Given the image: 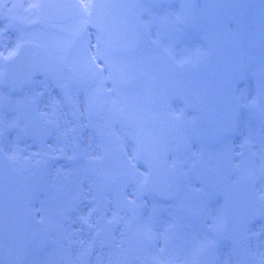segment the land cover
<instances>
[{
	"label": "flooded vegetation",
	"instance_id": "obj_1",
	"mask_svg": "<svg viewBox=\"0 0 264 264\" xmlns=\"http://www.w3.org/2000/svg\"><path fill=\"white\" fill-rule=\"evenodd\" d=\"M80 2L85 5L87 0ZM152 10L156 8L146 13L157 16ZM84 16L81 7L66 29L34 25L31 34H26L40 43H52L57 48L69 43L75 49L72 68L67 64L70 50L61 59L63 66L58 64V58L55 61L51 74L55 90L61 87L68 93L87 83L85 90L93 91L89 59L84 54L88 37L86 31H81ZM195 21L201 33L197 47L206 48L216 36L239 54L244 71L238 90L241 109L235 126L220 136L213 134L199 113L181 116L188 117L194 132L183 150L174 148L171 152L169 164L177 177L164 190L151 186L146 168L138 158L132 161L119 144L108 150L112 145L109 136L99 137L97 142L93 131L86 133L79 106L74 102L66 100L78 117L77 135L68 119L67 133L63 130L59 102L54 97L51 113L56 135L45 140L25 138L22 130L26 121L34 117L48 121L39 110L46 82L35 78L18 93V84L4 87L0 81V147L7 162L29 173L34 163L47 155L55 157L47 167L46 181L50 183L40 185L30 204L39 224L42 213H55L54 229H50V242L41 248L39 232L44 228H32L36 236L31 248L37 257L31 256L24 264H36L35 259L39 264H80L85 257L88 264H264V214L247 220L241 209L246 202L241 199L244 194L234 190V199L228 203L217 190L225 186L216 184L221 179H210L203 171L213 170L218 156L227 152L235 166L229 184L247 179L252 182L253 197L264 201V123L259 114L264 100V0H197ZM6 35L0 27V76L4 68L2 55L19 42ZM113 58L117 73L112 72L110 80L99 74L96 82L113 86V104L122 103L125 84L136 82L149 95L147 109L152 110V92L157 89L178 96L181 106L188 107L184 94L192 77V65L179 66L173 61L175 65L166 66L167 71L161 75L151 72L142 76L124 72L123 56ZM96 102L94 96L91 102L86 97L80 106L91 110ZM130 110H138L135 99ZM101 112L108 119V113ZM118 113V108L113 110L112 118ZM227 205L233 207L231 214H227ZM226 223L229 228L225 235L233 238L241 235L245 223L246 241L234 245V239L225 240L222 233ZM110 235L111 243L106 244Z\"/></svg>",
	"mask_w": 264,
	"mask_h": 264
},
{
	"label": "water",
	"instance_id": "obj_2",
	"mask_svg": "<svg viewBox=\"0 0 264 264\" xmlns=\"http://www.w3.org/2000/svg\"><path fill=\"white\" fill-rule=\"evenodd\" d=\"M6 0H3L5 2ZM41 11L39 19L43 23L65 21L71 16L74 8L71 0H40ZM140 0H93L92 11L89 17V25L100 31L108 40L109 48L113 53L131 52L137 48L142 38V29L139 21ZM152 3H166L173 0H150ZM182 6L191 7L193 0H178ZM66 8V10H65ZM190 12V11H189ZM214 54L210 64L202 71V79H208L214 88L203 95V107L201 108L208 116L213 127L221 129L224 123L234 122L236 117L235 103V78H229L227 72L234 71L231 53L222 50L220 45L213 49ZM26 54V52L24 53ZM235 57V56H234ZM237 69V68H236ZM237 80V79H236ZM233 81V82H232ZM200 83V80H199ZM232 83V85H231ZM210 91L212 93H210ZM226 104L229 107L226 108ZM233 104L234 109L231 107ZM163 134V131H162ZM152 144L147 151L159 150L161 145ZM25 224L0 223V242L11 240L15 237H22L24 241Z\"/></svg>",
	"mask_w": 264,
	"mask_h": 264
},
{
	"label": "rangeland",
	"instance_id": "obj_3",
	"mask_svg": "<svg viewBox=\"0 0 264 264\" xmlns=\"http://www.w3.org/2000/svg\"><path fill=\"white\" fill-rule=\"evenodd\" d=\"M155 36L159 37L162 39L163 43L161 44V46H158L157 51L158 52H169V54L175 58H179L182 56V52L185 51V45L184 44H177V43H171L170 39L172 38V35L165 33L164 29L161 30H156L155 31ZM199 54L196 51H192V57H198ZM202 56V52L200 51V56L199 58ZM133 93L135 92L134 89L129 90V91H125V93ZM164 99H167L168 101H165ZM173 100H171L170 98H159V101H157V105H171L172 106V102ZM170 108V107H169ZM172 110H174L173 108H171ZM147 114L141 113L140 119L146 117ZM200 133V130H198V134ZM51 140V139H50ZM217 144H220V140H217ZM217 145V146H218ZM43 216H45L44 213H42ZM52 221H48L46 222V224L50 223Z\"/></svg>",
	"mask_w": 264,
	"mask_h": 264
},
{
	"label": "snow or ice",
	"instance_id": "obj_4",
	"mask_svg": "<svg viewBox=\"0 0 264 264\" xmlns=\"http://www.w3.org/2000/svg\"><path fill=\"white\" fill-rule=\"evenodd\" d=\"M33 6H36V5H33ZM95 5L93 4H86L85 7L86 8H91V7H94ZM89 47H91V44H89ZM89 59L93 62V66L95 67V62L97 60H101L103 59L104 61V69L101 70L100 72V75H103V71L104 70H108L110 71V68L108 67V60L107 58L104 56L103 52L101 51V48H100V38L98 37L97 39V44H96V52L94 54L92 53H89ZM86 222V221H85Z\"/></svg>",
	"mask_w": 264,
	"mask_h": 264
}]
</instances>
